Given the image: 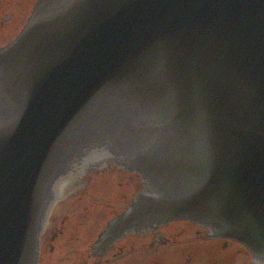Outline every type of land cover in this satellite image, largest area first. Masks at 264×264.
<instances>
[{
    "label": "water",
    "instance_id": "1",
    "mask_svg": "<svg viewBox=\"0 0 264 264\" xmlns=\"http://www.w3.org/2000/svg\"><path fill=\"white\" fill-rule=\"evenodd\" d=\"M83 160L67 226L135 195L111 161L143 183L94 256L188 219L264 260V0H38L0 47V264H38Z\"/></svg>",
    "mask_w": 264,
    "mask_h": 264
},
{
    "label": "flooded vegetation",
    "instance_id": "2",
    "mask_svg": "<svg viewBox=\"0 0 264 264\" xmlns=\"http://www.w3.org/2000/svg\"><path fill=\"white\" fill-rule=\"evenodd\" d=\"M37 1L0 0V47L12 41L20 33ZM111 168L120 174V179L122 171L129 176L132 182L135 183L137 180L142 183L139 174L125 170L119 164L112 163L108 169ZM83 170H85L83 164L76 165L62 179L61 183L65 182L66 185L65 192L67 186L82 181ZM61 183L56 187V198L47 216L41 236V252L38 264H41L42 254L45 250L53 251L57 247L63 249L68 243V239H64V237L69 221L67 216L62 214L72 210L74 201L70 200V197L63 199L65 192L60 196L58 195ZM90 187L91 185L86 181L81 183L73 191L74 194L71 197H81L78 194L80 192L82 194ZM69 200L71 204H68ZM129 201L126 200L121 203V193L119 192L111 203L97 204L99 208L108 206L107 210L111 211L101 229L112 217L121 212ZM51 229L54 230L49 233ZM94 240L90 243V259H95L91 264H95L98 260L91 253ZM124 251L138 252L139 257L142 256L140 260L144 261L143 264H203V258L206 256L209 258L208 264H220L223 260L232 261L234 259L237 264H264V260L256 259L245 245L230 238L216 236L207 227L187 219L172 220L144 233L128 235L123 240L113 244L111 249L101 258L100 264L114 260V258H108L110 254L117 256Z\"/></svg>",
    "mask_w": 264,
    "mask_h": 264
},
{
    "label": "rangeland",
    "instance_id": "3",
    "mask_svg": "<svg viewBox=\"0 0 264 264\" xmlns=\"http://www.w3.org/2000/svg\"><path fill=\"white\" fill-rule=\"evenodd\" d=\"M106 219L91 220L89 215L76 218V224L66 227L67 232L64 239H68V243L62 248H56L55 253L42 255V264H84L95 259H90V243L94 240L103 226ZM107 264H143L142 258L138 252L124 251L119 255H112ZM209 258H203L202 263L208 264ZM220 264H237L236 260H223Z\"/></svg>",
    "mask_w": 264,
    "mask_h": 264
}]
</instances>
